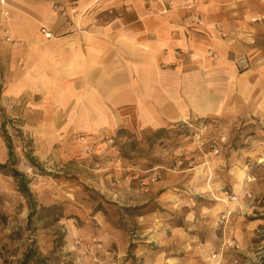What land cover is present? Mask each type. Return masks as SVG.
<instances>
[{
  "label": "rangeland",
  "instance_id": "obj_1",
  "mask_svg": "<svg viewBox=\"0 0 264 264\" xmlns=\"http://www.w3.org/2000/svg\"><path fill=\"white\" fill-rule=\"evenodd\" d=\"M12 114L0 105V164L4 130L16 156L0 167V264L264 259V117L111 133Z\"/></svg>",
  "mask_w": 264,
  "mask_h": 264
},
{
  "label": "crops",
  "instance_id": "obj_2",
  "mask_svg": "<svg viewBox=\"0 0 264 264\" xmlns=\"http://www.w3.org/2000/svg\"><path fill=\"white\" fill-rule=\"evenodd\" d=\"M7 1L0 105L15 117L111 133L264 117V0H175L163 14L146 0Z\"/></svg>",
  "mask_w": 264,
  "mask_h": 264
},
{
  "label": "built area",
  "instance_id": "obj_3",
  "mask_svg": "<svg viewBox=\"0 0 264 264\" xmlns=\"http://www.w3.org/2000/svg\"><path fill=\"white\" fill-rule=\"evenodd\" d=\"M188 1V5L187 8L188 9H192L194 8V6L196 5V1L197 0H187ZM148 7H150L151 9L156 8L157 6H159V13H166L168 11H170L171 9H173L176 5L175 0H146ZM72 12L74 13L75 10H72ZM190 17L193 18V20L200 22V16L196 13H191ZM10 19V10L8 7V1L7 0H0V22H8V20ZM218 29H220V26H217ZM4 30L6 32L7 39H11V36L9 34V28L8 26H4ZM44 34L47 37H51L52 33L50 31H45L44 30ZM222 36H226V34H222Z\"/></svg>",
  "mask_w": 264,
  "mask_h": 264
},
{
  "label": "trees",
  "instance_id": "obj_4",
  "mask_svg": "<svg viewBox=\"0 0 264 264\" xmlns=\"http://www.w3.org/2000/svg\"><path fill=\"white\" fill-rule=\"evenodd\" d=\"M5 126H3L4 129ZM4 139L6 141L7 147H8V152H9V159L10 162L6 164H0L1 168L7 167L9 164L12 166L16 162V156L14 154L13 146H12V141L10 135L4 130ZM12 174L14 176L20 177V183L24 191H27V183H26V177L25 175L20 172L19 170H16L15 168L11 167ZM253 264H264V259L262 258L260 261L255 262Z\"/></svg>",
  "mask_w": 264,
  "mask_h": 264
}]
</instances>
